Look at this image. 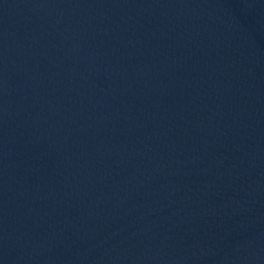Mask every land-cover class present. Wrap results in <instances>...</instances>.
<instances>
[{
	"label": "water",
	"instance_id": "95a60500",
	"mask_svg": "<svg viewBox=\"0 0 264 264\" xmlns=\"http://www.w3.org/2000/svg\"><path fill=\"white\" fill-rule=\"evenodd\" d=\"M0 264H264V0H0Z\"/></svg>",
	"mask_w": 264,
	"mask_h": 264
}]
</instances>
